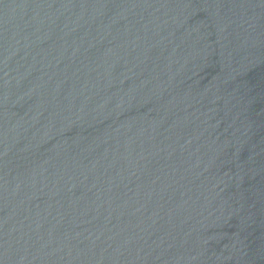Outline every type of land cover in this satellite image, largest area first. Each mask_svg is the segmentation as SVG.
<instances>
[{
	"label": "water",
	"instance_id": "95a60500",
	"mask_svg": "<svg viewBox=\"0 0 264 264\" xmlns=\"http://www.w3.org/2000/svg\"><path fill=\"white\" fill-rule=\"evenodd\" d=\"M0 264H264V0H0Z\"/></svg>",
	"mask_w": 264,
	"mask_h": 264
}]
</instances>
